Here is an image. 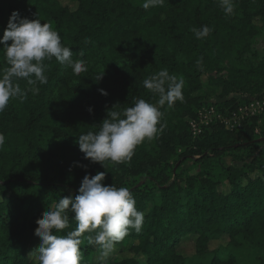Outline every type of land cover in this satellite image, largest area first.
<instances>
[{
    "label": "trees",
    "instance_id": "1",
    "mask_svg": "<svg viewBox=\"0 0 264 264\" xmlns=\"http://www.w3.org/2000/svg\"><path fill=\"white\" fill-rule=\"evenodd\" d=\"M142 2L0 0V37L14 10L37 16L88 67L75 75L55 58L45 61L48 82L37 85L39 94L10 99L0 112V264H37L29 256L40 243L36 220L58 198L78 195L84 176L97 172L106 173L105 185L127 187L145 216L141 231L130 229L107 257L85 239L82 264H264V113L236 130L214 123L198 137L189 125L205 105L232 111L264 96L257 51L264 0H235L230 16L219 0H164L148 10ZM203 25L213 31L197 39L192 29ZM165 68L185 85L183 102L160 109L163 132L136 146L130 161H106L105 169L85 159L78 136L95 131L112 108L138 98L157 104L143 80ZM69 215L70 226L58 234L75 228ZM187 239L195 243L192 255L181 250ZM212 241L221 243L211 248Z\"/></svg>",
    "mask_w": 264,
    "mask_h": 264
},
{
    "label": "clouds",
    "instance_id": "2",
    "mask_svg": "<svg viewBox=\"0 0 264 264\" xmlns=\"http://www.w3.org/2000/svg\"><path fill=\"white\" fill-rule=\"evenodd\" d=\"M163 4L164 0H143L141 7L148 10ZM219 6L225 15H233L235 0H219ZM212 31L208 25L192 29L197 39L207 38ZM0 45H3L0 52L5 61V66L0 69V112L6 109L10 99L19 98L22 102L29 91L33 95L39 94L37 85L48 82L45 61L55 58L61 65L70 67L75 75L88 71L84 59L73 60V52L64 46L61 35L50 23L42 22L37 16L34 19L22 17L18 10L11 13ZM196 64L201 68L203 57L198 58ZM102 77L103 74L98 75L97 81ZM20 79L30 86L27 90L21 89ZM184 85L183 76L170 74L166 68L144 79L143 86L153 96H158L157 104L138 98L130 107L108 110L95 131L89 130L78 136L76 143L84 158L91 163H100L105 169L106 161H130L136 146L163 132L164 113L160 109L165 105L171 109L177 101L183 102ZM100 92L107 95L103 89ZM88 111L91 113L92 108ZM4 144L5 134L0 132V149ZM105 177V172L85 175L78 195L58 198L42 218L36 220L38 227L34 234L40 238V243L29 256L35 255L37 264H82L81 245L85 239L89 245L99 246L101 255L107 257L130 229L141 231L145 213L137 209L133 194L127 187L105 185ZM69 213L75 228L66 234H58L70 226ZM85 233L89 235L84 236Z\"/></svg>",
    "mask_w": 264,
    "mask_h": 264
},
{
    "label": "built area",
    "instance_id": "3",
    "mask_svg": "<svg viewBox=\"0 0 264 264\" xmlns=\"http://www.w3.org/2000/svg\"><path fill=\"white\" fill-rule=\"evenodd\" d=\"M264 113V96L253 97L232 111H222L215 104L203 106L198 116L189 119V125L194 137L202 135L205 129L214 124L221 123L228 129L236 130L243 126L245 120L251 116Z\"/></svg>",
    "mask_w": 264,
    "mask_h": 264
},
{
    "label": "rangeland",
    "instance_id": "4",
    "mask_svg": "<svg viewBox=\"0 0 264 264\" xmlns=\"http://www.w3.org/2000/svg\"><path fill=\"white\" fill-rule=\"evenodd\" d=\"M257 51L259 52L260 55H264V39L260 38L259 41L257 42ZM212 98L214 99L215 96H212ZM246 103V102H245ZM244 104V103H242ZM263 120L260 119L259 123L262 124ZM258 131L259 128H258ZM227 242V239L224 240V243ZM221 242L220 241H212L210 243V247L211 248H215L217 247ZM181 250L187 254V255H192L195 252V243L194 241L191 239H187L183 242L182 246H181ZM122 254H126V252H122Z\"/></svg>",
    "mask_w": 264,
    "mask_h": 264
}]
</instances>
